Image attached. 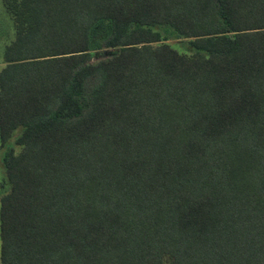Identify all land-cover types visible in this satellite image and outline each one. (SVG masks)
I'll return each mask as SVG.
<instances>
[{
  "label": "trees",
  "instance_id": "trees-1",
  "mask_svg": "<svg viewBox=\"0 0 264 264\" xmlns=\"http://www.w3.org/2000/svg\"><path fill=\"white\" fill-rule=\"evenodd\" d=\"M2 4L0 264H264V0Z\"/></svg>",
  "mask_w": 264,
  "mask_h": 264
},
{
  "label": "rangeland",
  "instance_id": "rangeland-1",
  "mask_svg": "<svg viewBox=\"0 0 264 264\" xmlns=\"http://www.w3.org/2000/svg\"><path fill=\"white\" fill-rule=\"evenodd\" d=\"M14 27L11 15L5 11L2 0H0V67L2 66V52L5 47L13 38H14ZM168 42L171 47L177 50L180 53L188 54V49L182 42H179L177 39H174L171 34H167ZM10 145H13V138L8 142ZM17 147L15 146V149ZM3 149L0 148V196L8 190L7 184L5 183L4 169L1 163V155Z\"/></svg>",
  "mask_w": 264,
  "mask_h": 264
}]
</instances>
